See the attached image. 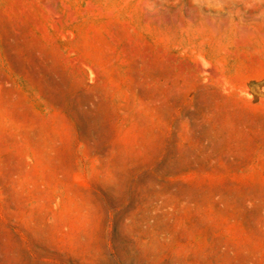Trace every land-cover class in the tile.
Returning <instances> with one entry per match:
<instances>
[{"label": "rangeland", "instance_id": "374dc122", "mask_svg": "<svg viewBox=\"0 0 264 264\" xmlns=\"http://www.w3.org/2000/svg\"><path fill=\"white\" fill-rule=\"evenodd\" d=\"M0 264H264V0H0Z\"/></svg>", "mask_w": 264, "mask_h": 264}]
</instances>
